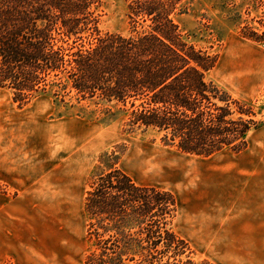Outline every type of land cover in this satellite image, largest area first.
I'll return each mask as SVG.
<instances>
[{
	"label": "rangeland",
	"instance_id": "obj_1",
	"mask_svg": "<svg viewBox=\"0 0 264 264\" xmlns=\"http://www.w3.org/2000/svg\"><path fill=\"white\" fill-rule=\"evenodd\" d=\"M102 2V30L128 34L126 1ZM176 20L190 43L218 56L208 79L264 121V0H190ZM126 121L116 108L51 94L21 107L0 88V264H84L88 181L113 151L138 184L176 195L173 228L196 260L264 264V219L239 218L264 205V126L245 151L205 158L165 145L153 130L130 132ZM194 172L200 181L189 184ZM243 234L248 251L240 250Z\"/></svg>",
	"mask_w": 264,
	"mask_h": 264
},
{
	"label": "trees",
	"instance_id": "obj_2",
	"mask_svg": "<svg viewBox=\"0 0 264 264\" xmlns=\"http://www.w3.org/2000/svg\"><path fill=\"white\" fill-rule=\"evenodd\" d=\"M125 1L128 34L102 30V0H0V88L21 107L51 94L116 108L128 131L153 130L186 154L245 151L264 121L208 79L218 56L176 20L190 0ZM119 159L105 152L89 178L84 264H214L174 230L176 195L138 184Z\"/></svg>",
	"mask_w": 264,
	"mask_h": 264
},
{
	"label": "crops",
	"instance_id": "obj_3",
	"mask_svg": "<svg viewBox=\"0 0 264 264\" xmlns=\"http://www.w3.org/2000/svg\"><path fill=\"white\" fill-rule=\"evenodd\" d=\"M264 205H262V206H259V211L258 212H245V213H242V212H240L239 213V218L241 219V220H261V219H264V207H263ZM255 224H257V223H255ZM260 224L258 223L257 225H256V229L258 230V231H260V229H262V227H260L259 226ZM248 227V226H247ZM247 227H245V230H246V228ZM255 227V225H252L251 224V228H254ZM8 229H9V231H10V237H11V226H9L8 227ZM229 242V241H228ZM226 244V243H225ZM239 244H240V250L242 251H248V250H250V248H251V241L247 238V237H245V234H243L240 238H239Z\"/></svg>",
	"mask_w": 264,
	"mask_h": 264
},
{
	"label": "bare ground",
	"instance_id": "obj_4",
	"mask_svg": "<svg viewBox=\"0 0 264 264\" xmlns=\"http://www.w3.org/2000/svg\"><path fill=\"white\" fill-rule=\"evenodd\" d=\"M181 173V172H180ZM183 173V172H182ZM185 173V172H184ZM199 176L197 175V173H192V174H190L189 176H186V178L185 179H187L188 180V183L189 184H197L199 181H200V179L198 178Z\"/></svg>",
	"mask_w": 264,
	"mask_h": 264
}]
</instances>
